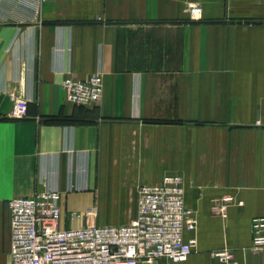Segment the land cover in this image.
Wrapping results in <instances>:
<instances>
[{"label":"crops","instance_id":"0c3cea01","mask_svg":"<svg viewBox=\"0 0 264 264\" xmlns=\"http://www.w3.org/2000/svg\"><path fill=\"white\" fill-rule=\"evenodd\" d=\"M94 73L98 102L64 100L65 78ZM15 99L24 119L6 117ZM167 175L183 179L196 245L161 264H220V250L264 264L251 235L264 216V0H0V264L10 199L55 190L61 228L117 226L139 186ZM227 196L223 219L212 207Z\"/></svg>","mask_w":264,"mask_h":264},{"label":"built area","instance_id":"2783aa9c","mask_svg":"<svg viewBox=\"0 0 264 264\" xmlns=\"http://www.w3.org/2000/svg\"><path fill=\"white\" fill-rule=\"evenodd\" d=\"M37 1L42 4L60 0ZM184 12L189 20L198 21L202 9L190 5ZM61 87L64 100L77 106L98 102L103 92L100 73L83 79L65 78ZM26 115V101L15 99L6 117L21 120ZM59 200L57 191L44 190L8 201L10 264L181 263L196 245L194 239L183 237L184 231L194 230L196 220L185 207L183 179L179 175H167L157 184L140 185L135 216L123 225L61 228ZM232 202L228 196L214 201L212 212L224 219ZM94 214L92 210L72 213L70 219ZM251 235L253 246L264 247V216L251 220ZM211 257L220 264H236L228 250L212 252Z\"/></svg>","mask_w":264,"mask_h":264},{"label":"rangeland","instance_id":"374dc122","mask_svg":"<svg viewBox=\"0 0 264 264\" xmlns=\"http://www.w3.org/2000/svg\"><path fill=\"white\" fill-rule=\"evenodd\" d=\"M101 214H103V213H101ZM106 214H111L112 215V217H114V218H118V213H106ZM85 220H87V218H84Z\"/></svg>","mask_w":264,"mask_h":264}]
</instances>
